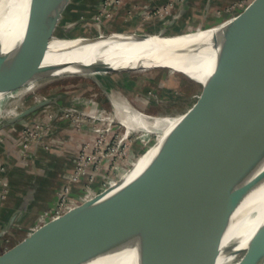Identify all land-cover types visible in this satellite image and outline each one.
<instances>
[{"label": "water", "instance_id": "95a60500", "mask_svg": "<svg viewBox=\"0 0 264 264\" xmlns=\"http://www.w3.org/2000/svg\"><path fill=\"white\" fill-rule=\"evenodd\" d=\"M70 1L29 0L23 36L8 51L0 40V78L15 67L42 63L48 52L86 49L90 56L99 54L88 74L129 67L171 69V62L193 66L169 51L107 59L100 53L112 43L101 34L51 38ZM263 2L257 0L242 14L223 21L232 24L218 33L225 44L215 45L220 52L243 39L242 62L229 64L204 81L178 70L199 82L202 92L136 173L41 225L31 237L1 252L0 264H95L113 258H126L127 264H218L226 255L224 244L237 222V210L264 191V170L260 171L264 165V7L259 8ZM239 49L235 44V53ZM69 74L85 73L60 75ZM49 76L54 74L41 73L35 79ZM51 100L33 103L10 121ZM87 208L69 229L46 240ZM5 231L0 230V239ZM244 264H264V246Z\"/></svg>", "mask_w": 264, "mask_h": 264}, {"label": "rangeland", "instance_id": "374dc122", "mask_svg": "<svg viewBox=\"0 0 264 264\" xmlns=\"http://www.w3.org/2000/svg\"><path fill=\"white\" fill-rule=\"evenodd\" d=\"M127 1L100 0V4L94 8L95 11L89 14L82 11L81 6L79 7L81 0H71L64 17L55 25V32L51 38L97 36L105 31L116 32L114 31L116 26L128 31L138 27L149 32L147 22L151 24L162 22L164 26L162 19L168 15L170 17L165 19L167 33L176 29L180 31L185 29V27L179 29L178 22L184 20V26L188 19L181 11L178 13L177 4L187 5L189 0H170L164 6H154L152 5L154 0H146L147 5L136 4L133 7L131 5L126 7ZM220 1L219 7L213 6L211 11L218 14L216 18L220 17L223 22L242 14L257 0ZM174 7L176 11H173ZM262 7L264 2L259 5V8ZM118 16L121 21L117 20ZM160 17H162L161 21L157 23ZM171 20L175 23V27L168 23ZM35 84L23 94L7 98L2 105L6 108L17 103L21 109H25L37 101L52 99L15 122H11L9 117L0 123V200L6 198L12 188L5 175L12 164L7 154L12 146L18 148L14 161L18 159L30 161V155L41 152L37 148L34 151L40 137L47 142L42 144L47 148L52 147L54 143L65 144L68 141L65 138L68 139L69 134L73 132L85 133V136L81 140H75L74 160L66 171L58 195L66 197L76 191L78 193L76 199L82 204L103 191L115 187L144 164L155 147L153 146L142 162L139 158L157 140V133L152 132L148 139L141 138L143 131L140 129L127 133L126 127L118 118L113 97L121 94L131 105L148 114L175 116L187 111L202 92V85L199 82L169 68L57 74L40 78ZM79 97L85 99L87 105L83 102H72ZM11 125L24 126L20 136H13L8 131ZM19 164L22 165L21 162ZM27 165L29 166V163ZM10 213L8 214L0 203V230H6L0 239V253L15 247L35 234L41 225L59 217L42 221L43 217L40 215V221L34 225L23 222L21 212ZM13 214L16 216L9 223Z\"/></svg>", "mask_w": 264, "mask_h": 264}, {"label": "bare ground", "instance_id": "6f19581e", "mask_svg": "<svg viewBox=\"0 0 264 264\" xmlns=\"http://www.w3.org/2000/svg\"><path fill=\"white\" fill-rule=\"evenodd\" d=\"M28 6L29 0H0V40L3 43L4 51H8L11 45L23 36ZM230 24H232V22H219L208 27L190 24L188 26V31H185L184 34L182 32L171 33V35L165 37H161L160 31L153 32L152 36L143 35L139 31H133L131 34L128 32L110 33L105 31L101 32L100 36L103 39L111 41L112 44L107 50L100 53V55L112 60L114 58L122 59L125 57H127V59H132V57L135 56L157 52H174L182 55L185 59L190 61L193 66L187 67V63L184 62H171L173 65V68H171L172 70L186 71L199 79V81H204L209 76L217 75L225 66L244 60L243 39H239L236 43L230 44L232 46H229L221 52L219 48L215 46L225 45L218 36V33L223 27ZM235 44L236 47L238 46V48H240L238 53H235L233 50ZM55 46L56 44L54 42L53 47ZM89 51V49H86L85 51H71L60 54L48 52L42 63H29L9 70L5 76L0 78V123L9 117L19 115L24 110L21 109L17 103L6 108H3L2 105L7 98L21 95L26 90L32 89L34 85H36L35 83L37 80L35 77L38 76V74L53 73L55 75L65 72L88 74L92 72L93 68L90 67L91 63L99 54L97 53L90 56ZM218 55H220V57H218ZM112 63L114 65L117 61ZM120 65L121 64L118 66ZM129 68L134 70H148V68L140 67ZM113 100L118 118L126 127L127 133L132 130L140 129L143 131L141 135L142 139L150 138L152 132L157 133V140L144 155L139 158L140 162L147 157L149 152L153 149V146L155 147L183 115L178 114L170 116L148 114L131 105L121 94L114 96ZM72 102L85 103L86 101L79 97L75 98ZM78 105H80V103ZM85 105L87 104L85 103ZM139 161L138 163H140ZM138 163L136 165H138ZM142 166L143 164L138 167L134 173ZM263 170L264 165L261 167L260 171ZM79 204H81V201L75 199V201L72 202V207ZM88 210L89 208L78 212L74 221H71L64 228L53 231L48 235L46 240H51L65 232ZM235 215L237 222L224 244L227 248L226 255L219 260L218 264H244L264 246V237L261 238V236L264 235V191H260L251 198L242 208L237 210ZM258 236L260 238H258ZM127 262H129V260H126V258H113L95 264H127Z\"/></svg>", "mask_w": 264, "mask_h": 264}, {"label": "crops", "instance_id": "0c3cea01", "mask_svg": "<svg viewBox=\"0 0 264 264\" xmlns=\"http://www.w3.org/2000/svg\"><path fill=\"white\" fill-rule=\"evenodd\" d=\"M169 1L170 0H154L152 5L164 6ZM220 2V0H189L187 5L178 3V7L176 6L178 8V13L181 11L188 19L184 26V20L178 22L180 26L179 29H184L185 27L183 31H188V26L190 24L208 27L221 22L222 20L220 17L216 18V15L218 14L211 11L213 6L219 7ZM146 3H148L146 0H128L126 7H130V5L133 7L136 4L143 6ZM97 4H100V0H81L79 7L81 6L82 11L90 14L91 11H95L94 8L97 7ZM176 7L173 8V11L177 10ZM119 17L120 16H118L117 20L120 19L121 21V18ZM165 17L167 20L170 15ZM161 18L162 17L157 20V23L161 21ZM165 19H162V21H164V26H162V22L159 24H151L147 22L149 33L161 30L166 31L165 24L167 25V23ZM125 20L130 21L129 19ZM169 22L172 24V27H175V23L172 20L168 21V23ZM114 31H139L142 33L144 30L137 27L132 31H128V29L116 26ZM183 31L176 29L169 33H178ZM23 128V125L17 127H15V125H11L9 126L8 131H10L13 136H20ZM84 134L85 133H70L68 139L65 138V140H68L65 144L55 145V143H52L53 146L47 148L43 147L44 143L46 144L47 142L40 137V141L37 142L34 151H36L37 148L40 149L41 152H36L37 154L35 153L32 156L30 155V161L29 159H22V161L18 159L22 165L19 164L18 160L14 161V159H16L15 154L18 152V148L12 146V148L7 152L9 160L11 158L10 161L12 164L10 163V168L5 174L12 188L5 196L6 198L0 200L1 205H3V209H5L8 214L16 211L21 212V215H23L21 218L23 222H28L29 224L34 225L38 224L40 221V215H42L45 210L54 206L66 171L74 160L76 151V145L74 144L76 142L75 140H81V138H84ZM27 163H29V166ZM74 192L75 193H73V195H78L76 191Z\"/></svg>", "mask_w": 264, "mask_h": 264}, {"label": "built area", "instance_id": "2783aa9c", "mask_svg": "<svg viewBox=\"0 0 264 264\" xmlns=\"http://www.w3.org/2000/svg\"><path fill=\"white\" fill-rule=\"evenodd\" d=\"M78 195H67L66 197H62L60 195L57 196L55 204L49 211H45L42 214V221H47L51 217H56L62 215L64 212L72 208V202L75 201Z\"/></svg>", "mask_w": 264, "mask_h": 264}, {"label": "trees", "instance_id": "16d2710c", "mask_svg": "<svg viewBox=\"0 0 264 264\" xmlns=\"http://www.w3.org/2000/svg\"><path fill=\"white\" fill-rule=\"evenodd\" d=\"M69 7V6H68Z\"/></svg>", "mask_w": 264, "mask_h": 264}]
</instances>
